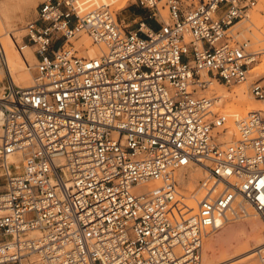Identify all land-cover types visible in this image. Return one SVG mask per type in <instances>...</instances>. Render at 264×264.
Wrapping results in <instances>:
<instances>
[{
    "label": "built area",
    "instance_id": "1",
    "mask_svg": "<svg viewBox=\"0 0 264 264\" xmlns=\"http://www.w3.org/2000/svg\"><path fill=\"white\" fill-rule=\"evenodd\" d=\"M259 1L134 0L148 13L130 29L109 5L42 0L20 45L34 48L33 84L0 81V264H204L205 237L238 197L264 214V110L225 142L232 118L205 92L264 63L231 31ZM83 36L95 56L76 47ZM248 88L263 100L264 74ZM190 165L205 192L177 220Z\"/></svg>",
    "mask_w": 264,
    "mask_h": 264
},
{
    "label": "bare ground",
    "instance_id": "2",
    "mask_svg": "<svg viewBox=\"0 0 264 264\" xmlns=\"http://www.w3.org/2000/svg\"><path fill=\"white\" fill-rule=\"evenodd\" d=\"M37 1L19 0L16 3L14 0H0V37L7 64L6 66L0 64V81H4L6 76L10 74L14 82L22 87H29L34 82V74L31 70L37 62L34 49L32 46L23 49L19 47L16 35L12 34L13 28L11 29V26L13 25L9 24L17 16L18 10H22L24 13V9L30 5H36ZM114 1L116 0H87L84 10L107 5ZM163 15L166 16V13L164 12ZM244 19L246 25L243 30H253L256 41H264V14L255 9ZM143 29L149 30L151 28L144 23ZM2 35L6 36L5 39H2ZM77 45L81 46V49L88 56H95L99 51L98 47L93 45L87 36L81 37L77 41ZM260 66L264 69V63ZM256 68L252 71L257 72ZM212 88L219 96L223 97L222 109L228 112L229 116L234 118L235 121H244L253 110H264V100L259 106L255 107L253 105L251 101L252 94L246 83L235 85L231 89L225 85L215 83ZM237 130L235 128L236 132ZM231 137L233 135H230ZM225 138L227 137L225 136ZM227 140L229 141V138ZM179 175L182 196L177 199L175 206L172 208V214L177 220L198 212V203L203 198V194L200 191L202 186L197 189L195 185L198 179L204 175V172L200 167L190 165L188 168L179 171ZM157 186V183L147 185L150 189H155ZM262 215L264 219V214ZM223 218L222 221L217 219L216 228L209 231L207 240H204L206 243L203 244V261L205 259L206 264H241L254 258L257 251L264 248V236L261 229H257L262 224L263 219L245 200L238 197L235 203L223 214ZM248 227L256 228L257 231L252 229L253 232L249 233Z\"/></svg>",
    "mask_w": 264,
    "mask_h": 264
},
{
    "label": "rangeland",
    "instance_id": "3",
    "mask_svg": "<svg viewBox=\"0 0 264 264\" xmlns=\"http://www.w3.org/2000/svg\"><path fill=\"white\" fill-rule=\"evenodd\" d=\"M18 1L19 0H14V2H16V3H18ZM86 1L87 0H81L83 9H84V5H85ZM133 1L134 0H116V1H114L112 3L107 4V5H109L111 7V9L117 14L119 19L122 20V23H123L124 26H127L130 29H137L139 27V22H141L143 17L146 16L148 12H147V10H144V13L140 14L137 10L138 9H142V8H140L136 4H134ZM263 1L264 0H260L258 5H256L251 11L257 9L258 12H260L261 14H264V2ZM41 2H42V0H38L36 5H30L29 7L24 9V13L22 12V10H18L17 16L12 20L11 24H9V25H13V26H11V29L13 28L12 34L16 35V39L18 40L19 47L21 45L22 38H23V36L25 34L24 27H25L27 22H29L30 20H33V19L36 18L37 8H38V5ZM160 6H161V11H163V13L164 12L166 13V16L163 15L164 16L163 17L164 20L169 21L170 20V14H169L168 8L163 9L162 8V3L160 4ZM260 7H262V8H260ZM150 20H152L155 24H159L158 21L156 19H154V18H150ZM245 25H246V20L245 19L241 20V22L238 25L236 24V26H234L231 29L232 33L235 34L241 40L250 39L254 48H264V41L257 42L256 38H255V36L253 34V30H246V29L243 30V27ZM5 37H6L5 35H2V39H5ZM80 39H81V37L76 40L75 44H76L77 48H80V50H82L81 46L77 45V41L80 40ZM83 53L86 54L85 52H83ZM263 60H264V58H263ZM35 67H36V63L33 65L32 69H31L33 74L35 73ZM256 67H257L256 68L257 72L251 71L249 81L246 83L247 86L249 85L250 82L254 81L255 79L259 78L261 75L264 74V69L260 65L259 66L257 65ZM258 69H259V72H258ZM255 75H257V76H255ZM214 85L215 84H212L210 86V88L207 89L208 91L206 90L205 92L209 93V94L215 93L216 92L215 89L212 88V86H214ZM226 87L231 89L234 86H226ZM263 100H260V99L256 98L253 95H252V98H251V101H252V103H253V105L255 107L261 105ZM234 121H235V119L232 118L231 122H230L231 123V128L228 131L229 134L226 135L227 138H224L225 142H228V140H227L228 138H229V141H231V140H233L234 138H236L238 136V134L235 131ZM230 135H233V137L230 138ZM203 178H204V175H202V177H200L198 179V182L195 185L197 187V189L200 188V186L202 185L201 180ZM3 185H4V180H3L2 177H0V190L3 188ZM200 189H201L200 190L201 194L204 195L205 189L204 188H200ZM240 199H243V200H245V202L249 203V205L252 207V209L256 213H258V216L261 217V219H263V215L261 213H259L250 202H248L243 197H240ZM222 219H224L223 215L218 218L219 221H222ZM252 229H253L252 227H248V232L252 233L253 230L257 231L256 228L253 229V230ZM257 229H259V230L261 229V232H262V234L264 236V219H263L262 224H260L257 227ZM214 231H216V230H214ZM208 236L205 237V239H204L205 241L207 240ZM205 241H204V244L206 243ZM259 263H260V260L258 258V255H256L254 258L248 259L247 261H245L244 263H241V264H259ZM204 264H206L205 259H204Z\"/></svg>",
    "mask_w": 264,
    "mask_h": 264
},
{
    "label": "crops",
    "instance_id": "4",
    "mask_svg": "<svg viewBox=\"0 0 264 264\" xmlns=\"http://www.w3.org/2000/svg\"><path fill=\"white\" fill-rule=\"evenodd\" d=\"M140 14H143L144 13V10H142V9H138L137 10ZM148 23L150 24V25H152V26H155V27H158L159 26V24H155L152 20H148ZM148 25V24H147ZM149 26V25H148Z\"/></svg>",
    "mask_w": 264,
    "mask_h": 264
}]
</instances>
